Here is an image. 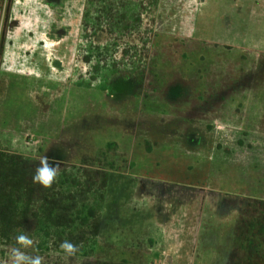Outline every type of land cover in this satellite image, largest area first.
<instances>
[{"label": "rangeland", "instance_id": "rangeland-1", "mask_svg": "<svg viewBox=\"0 0 264 264\" xmlns=\"http://www.w3.org/2000/svg\"><path fill=\"white\" fill-rule=\"evenodd\" d=\"M46 2L2 3L10 8L0 27V89H9L12 99L15 91L3 84V68L24 69V62L6 60L9 41L17 46L25 5ZM86 3L59 0L53 11L51 34L61 29L65 40L59 46L64 77L57 83L33 78L35 85L26 81L32 86L17 92L20 100L48 98L42 119H62L64 112L69 122L61 129L56 121L45 142L38 137L39 123L28 117L22 124L12 122L11 107L3 103L7 121H0V152L21 154L35 168L44 156L63 163L52 187L34 183L35 170L30 181L40 196L59 204L54 208L63 226L79 216L75 226L67 227L85 236L97 226L98 236L79 244L72 257L56 254L47 242L41 249L34 241L25 251L42 252V264H120L123 259L131 264H245L239 227L249 204L264 199V0H159L145 81L133 96L109 104L108 112L98 89L77 86L91 81L81 73L85 54L79 55ZM13 5L18 9L11 11ZM9 13L14 27L8 25ZM40 17L30 14V19ZM58 135L82 145L77 151L69 147L64 162L48 146ZM72 174L83 175L82 187L72 185ZM32 229L34 240L37 230ZM47 255L53 257L45 262Z\"/></svg>", "mask_w": 264, "mask_h": 264}, {"label": "trees", "instance_id": "trees-1", "mask_svg": "<svg viewBox=\"0 0 264 264\" xmlns=\"http://www.w3.org/2000/svg\"><path fill=\"white\" fill-rule=\"evenodd\" d=\"M158 3L159 0H87L79 55L83 58L85 54L87 66L81 73L91 81L81 84L109 90L117 78L131 80L137 85L145 81L153 39L157 36ZM29 161L32 160L21 154L0 152V264H11V249L19 247L15 237L23 233L32 239V228L37 230L33 242H37L41 249L45 242L51 243L56 254L64 253L57 249L62 241L79 245L97 240V226L85 236L78 234V229L67 227L75 226L79 216L69 218L66 226L62 225L63 219L54 208L59 204L40 196L36 185L30 181V172L35 166ZM70 166L76 168L72 164L66 167ZM88 173L93 172L85 170V174ZM82 176L77 179L72 174L68 179H74L72 185L82 187ZM48 201L51 202V211L47 208L46 212ZM91 214L95 219L94 209ZM83 223L85 226V219ZM238 239L247 255L245 264H264V199H255L253 205L249 204L239 227ZM35 255L43 258L42 252ZM52 257L47 255L44 261ZM120 264L131 263L123 259Z\"/></svg>", "mask_w": 264, "mask_h": 264}, {"label": "crops", "instance_id": "crops-1", "mask_svg": "<svg viewBox=\"0 0 264 264\" xmlns=\"http://www.w3.org/2000/svg\"><path fill=\"white\" fill-rule=\"evenodd\" d=\"M59 0H47L45 6L41 5H34V4H26L25 7V18L20 30V35L18 37V40L16 41V45H13L14 43L12 41H9L10 43V50L8 52V57L7 61L9 60H20L21 62H24V69H10L8 67L10 64H5V67L3 68L4 72L6 73V76L2 77L3 79V84H9L11 89H13L14 95L13 99L10 97V95H7V92L9 89H0V100L2 104V108L0 110V121H7L3 117L5 114L3 113V103H5L6 107H11V120L12 122L22 124L26 121L27 117L31 119L33 122L39 123V128H42L40 130V136L39 138H44L43 140L46 142L47 137V132L50 130L55 124V122H62L61 123V129H63V125L66 124L68 119H64L66 116L64 112H62L63 118L62 119H54L53 121L42 119L41 118V113H43L44 108H47L49 106V100L48 98L43 102V98H35V97H28V100L26 101V98H23V100H20V98L17 96L19 92H23L24 89L21 87H30L32 86L30 83H26V81H31L32 79H38L42 80L46 83V81L54 82L57 83L60 78L64 77L63 70L60 68L61 67V62L59 61L61 59V55L59 52V46L65 41L61 37L62 30L59 29L56 36L51 34V27H54L56 24V19L55 15L53 13L54 9L56 8L57 4L56 2ZM4 0H0V27H1V21L3 20V17L7 14L9 10V4L4 6L6 7L3 8L2 3ZM51 4H54L55 7H52ZM3 8V9H2ZM18 5H13V10H17ZM31 13H38L40 16H43L44 18L40 17L38 20L35 19H30V14ZM11 18H14L11 13H9V19H8V25L14 27L16 26V22L14 20H11ZM32 27H36V30H32ZM50 35V36H49ZM17 47L18 49L13 50V47ZM73 55V54H72ZM72 55L70 56L71 64L68 65V73H69V84L73 87H75V84L71 81L70 76L73 71H75V63L72 64L73 59ZM58 56V58H57ZM64 60H65V52H64ZM69 60V61H70ZM58 66L60 69L58 70L54 66ZM52 71V72H51ZM1 80V79H0ZM33 83V82H32ZM34 84V83H33ZM35 85V84H34ZM77 86L79 88H88L90 89H98L100 91V96H104V98H101L100 103L102 106L105 107V109L109 106L111 103H120L129 97L133 96V94L130 95H124L121 99L119 100H113L109 96L108 89L103 90L97 86H89L87 84H81L77 83ZM18 92V94H17ZM31 92V91H30ZM46 95H49V92H45ZM6 95V96H4ZM23 96H27L24 95ZM55 99H51L50 103L51 105L59 106V102L55 104ZM28 107H31L29 109ZM64 107V103H63ZM103 107V108H104ZM41 108V111L39 110ZM64 109V108H63ZM61 109V110H63ZM99 110V109H98ZM97 110V112H99ZM103 112V109L101 110ZM106 112L107 109L105 110ZM94 112V111H93ZM48 113V112H47ZM78 115V114H77ZM88 116V115H87ZM95 114V118H96ZM37 119V121H36ZM94 119V118H93ZM93 119H90L92 122V127L95 126V122H93ZM36 123V125H37ZM43 124V125H40ZM79 124V123H78ZM76 122L74 126H76ZM79 129V125H78ZM47 131V132H46ZM63 131V130H62ZM197 133V132H196ZM78 136V135H77ZM11 137V135H10ZM9 137V138H10ZM193 137H198L199 136H193ZM48 140V139H47ZM53 143L48 144V146H54L55 151H57L59 154H61V161L65 160V154H69L71 151V148H75L74 150L77 151L76 149L79 148L81 145V142H79L76 139H66L62 138L60 135L57 136V138H53L51 140ZM23 143V142H22ZM12 144V143H10ZM27 144L24 142L23 145ZM9 144L7 145L6 148L9 150L14 149L12 146L9 148ZM12 148V149H11ZM54 150V149H53ZM64 162V161H63ZM67 164H73V163H67ZM78 165V164H75Z\"/></svg>", "mask_w": 264, "mask_h": 264}, {"label": "clouds", "instance_id": "clouds-1", "mask_svg": "<svg viewBox=\"0 0 264 264\" xmlns=\"http://www.w3.org/2000/svg\"><path fill=\"white\" fill-rule=\"evenodd\" d=\"M59 164L50 163L47 156L41 157L33 174V182L44 188L52 187L59 173ZM19 247H13L10 252L11 264H42V257L30 255L25 250L33 245V240L27 234H19L15 237ZM60 249L69 257L75 256L79 246L68 240L62 241Z\"/></svg>", "mask_w": 264, "mask_h": 264}, {"label": "flooded vegetation", "instance_id": "flooded-vegetation-1", "mask_svg": "<svg viewBox=\"0 0 264 264\" xmlns=\"http://www.w3.org/2000/svg\"><path fill=\"white\" fill-rule=\"evenodd\" d=\"M120 82H123V83H125L124 84V86H125V91H123L122 92V95H130V94H133L134 93V91H135V87H137L138 85L137 84H135L133 81H131V80H128V79H125V78H117V79H115L113 82H112V84H111V92H110V97L113 99V100H119V98H117L116 96H115V88L116 87H119V86H121V84H120ZM81 83V82H80ZM110 90V89H109ZM109 90H108V92H109ZM121 95V96H122ZM198 138V137H197ZM61 164H63V163H61ZM61 164H59V166L61 165ZM66 164V163H65Z\"/></svg>", "mask_w": 264, "mask_h": 264}, {"label": "water", "instance_id": "water-1", "mask_svg": "<svg viewBox=\"0 0 264 264\" xmlns=\"http://www.w3.org/2000/svg\"><path fill=\"white\" fill-rule=\"evenodd\" d=\"M121 86L119 87H116L114 90H115V96L119 99H121L124 95H122V92L125 91V86L123 82H120ZM122 95V96H121Z\"/></svg>", "mask_w": 264, "mask_h": 264}]
</instances>
